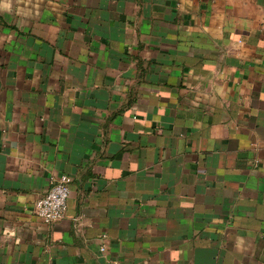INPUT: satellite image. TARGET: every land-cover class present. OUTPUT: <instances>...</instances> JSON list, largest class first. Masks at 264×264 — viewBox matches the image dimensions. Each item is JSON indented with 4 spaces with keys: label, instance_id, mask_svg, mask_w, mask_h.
Here are the masks:
<instances>
[{
    "label": "crops",
    "instance_id": "1",
    "mask_svg": "<svg viewBox=\"0 0 264 264\" xmlns=\"http://www.w3.org/2000/svg\"><path fill=\"white\" fill-rule=\"evenodd\" d=\"M114 263L264 264V0H0V264Z\"/></svg>",
    "mask_w": 264,
    "mask_h": 264
},
{
    "label": "built area",
    "instance_id": "2",
    "mask_svg": "<svg viewBox=\"0 0 264 264\" xmlns=\"http://www.w3.org/2000/svg\"><path fill=\"white\" fill-rule=\"evenodd\" d=\"M71 181V177L67 175L59 177L53 182L49 193L36 202L35 213L43 223L52 224L66 216ZM102 251H105L104 247Z\"/></svg>",
    "mask_w": 264,
    "mask_h": 264
}]
</instances>
